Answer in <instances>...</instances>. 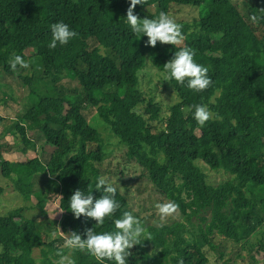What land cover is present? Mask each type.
<instances>
[{
  "label": "trees",
  "instance_id": "obj_1",
  "mask_svg": "<svg viewBox=\"0 0 264 264\" xmlns=\"http://www.w3.org/2000/svg\"><path fill=\"white\" fill-rule=\"evenodd\" d=\"M175 7L197 9L198 17L172 23ZM147 56L179 97L165 127L151 126L162 109L138 89ZM21 57L50 88L27 81L33 105L11 120L10 133L21 137L0 145V173L15 175L24 200L36 199L44 215L51 195L60 198L65 216L53 239L21 210L0 215V264H63L69 253L71 264H210L214 237L261 255L264 0H0V70L12 75ZM63 74L78 91L59 89ZM87 108L181 220L137 226L141 216L128 195L101 178L105 145ZM6 122L0 113V127ZM28 128L40 134L44 153L5 160L36 144ZM204 165L231 179L210 183ZM24 178L49 190L33 193ZM258 235L262 241L251 243Z\"/></svg>",
  "mask_w": 264,
  "mask_h": 264
},
{
  "label": "rangeland",
  "instance_id": "obj_2",
  "mask_svg": "<svg viewBox=\"0 0 264 264\" xmlns=\"http://www.w3.org/2000/svg\"><path fill=\"white\" fill-rule=\"evenodd\" d=\"M240 1V0H233ZM254 1V0H252ZM198 17V10L190 7H175L172 10V23L181 21H192ZM16 65L12 75H7L0 70V113L7 118V122L0 127V145H14L19 143L20 134L14 135L11 131V120L17 119L26 110L33 105L35 96L31 94L32 87L27 81L32 80L33 86L40 91L49 90L48 80H44L41 71H38L31 63L28 57L16 59ZM193 75L197 73L193 71ZM59 89L69 92L77 89L79 85L76 81L69 79L65 74L61 76ZM138 89L142 92L144 99L152 100L162 109V120L152 122V127H165V119L168 117L169 107L179 101V97L170 86L167 77L161 71L154 67L150 56H147V63L143 71L139 74ZM138 111H145V104L138 108ZM86 117L91 126L97 129L104 140L105 158L102 165L103 173L101 178L119 188L126 193L131 200V205L137 211L141 218L137 224L139 228L144 229L149 225H162L181 220L174 212L173 208L165 201L159 199L153 189L152 184L147 178L142 177V170L135 162H128L123 158L126 145L106 126L99 118L95 110L87 108ZM28 135L33 136V132L28 128ZM37 141L35 145L27 147L26 154L13 153L4 154V159L14 162H22L27 158H33L37 153H44L40 134L34 135ZM35 148V150H33ZM204 167H206L204 165ZM206 175L212 184H220L231 177L225 173H216L209 171L206 167ZM17 177L14 175L11 179L2 177L0 173V215H8L11 211L21 210V213L42 231H46L48 236L56 239L61 237L60 224L65 213L60 208L58 197H50L46 203L48 215L41 213L36 206V199L25 201L23 194L16 187ZM23 184L33 185V193L47 188V182H38L33 178H24L20 180ZM47 193V192H46ZM209 216L210 212H206ZM53 222V223H52ZM107 234L102 237H106ZM263 239L262 235L252 238L251 243L257 244ZM216 245L215 250L206 249L210 264H264V251L259 256L257 252L251 251V245L236 244L223 237H214ZM68 243H57L60 248H65ZM3 249L0 247V253ZM34 257L41 258V250L35 249ZM63 264H71L70 253L61 258Z\"/></svg>",
  "mask_w": 264,
  "mask_h": 264
}]
</instances>
